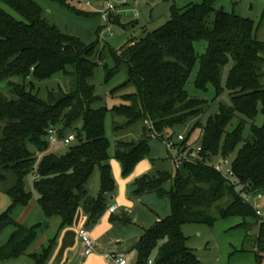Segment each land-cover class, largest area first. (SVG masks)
<instances>
[{
  "label": "trees",
  "instance_id": "16d2710c",
  "mask_svg": "<svg viewBox=\"0 0 264 264\" xmlns=\"http://www.w3.org/2000/svg\"><path fill=\"white\" fill-rule=\"evenodd\" d=\"M53 1L80 13L68 0ZM0 3L22 18L16 20L0 8V81H8L15 97L7 99L0 94V183L6 173L15 177L14 185L6 191L10 207L0 216V232L8 226L14 231L0 247V261L27 255L31 264H46L51 256L55 239L39 252L32 251L37 226L26 228L11 218L14 210L27 207L31 200L28 178L40 211L45 218L59 217L61 228L72 224L80 208L87 226L100 219L107 196L115 190L104 133L105 116L110 114L124 127L137 122L143 125L136 137L115 142L114 157L125 177L150 156V130L145 121L162 139H175L185 130L177 149L192 150L195 144L200 148L194 160H184L178 168L173 167V172L158 168L150 160L154 173L134 181L133 197L154 194L169 209V214L144 231L134 246L135 264H148L150 260L153 264H196L194 254L185 246L182 227L211 226L234 217L241 220L237 227L245 230L246 237L251 227L258 228L253 240L258 250L257 264H262L264 223L259 225L252 208L243 203L246 195L264 192V123L259 127L249 125L258 114L264 116V42L256 39L251 20L215 11L209 22L214 0L183 10L172 7L169 21L152 32L134 36L120 52L108 45L102 48L114 63L113 70H106V80L121 65L127 69L125 82L112 91V97L113 92L127 87H133L134 92L113 97L123 103L111 109L92 108L101 101L88 83L97 64L105 60L97 47L99 40L86 47L80 40L60 33L42 18L40 7L32 0ZM200 41L205 51L198 56L194 44ZM92 56L98 61H90ZM230 60L234 63L226 81L230 105L220 106L203 125L201 116L207 103L186 92L190 73L197 62L195 89L206 91L211 85L218 97L223 91L221 68ZM56 74L70 80L68 90L58 88L39 97L35 84ZM78 119L82 121L81 130L67 133ZM246 125L250 126V135L243 140ZM49 128H56L60 137L74 134L75 140L65 154L50 151L46 138ZM114 129L118 130V125ZM196 131L198 136L190 143L189 137ZM239 144L229 182L214 170L211 159L217 155L226 159ZM95 170L100 185L99 194L92 197L86 185Z\"/></svg>",
  "mask_w": 264,
  "mask_h": 264
},
{
  "label": "rangeland",
  "instance_id": "374dc122",
  "mask_svg": "<svg viewBox=\"0 0 264 264\" xmlns=\"http://www.w3.org/2000/svg\"><path fill=\"white\" fill-rule=\"evenodd\" d=\"M32 1L40 7L42 18L49 25L55 27L64 35L80 40V42L86 47L96 43L98 40V30L108 25V23L101 18L98 11L100 6L103 5L102 0H68L70 6H73L76 10L80 11L79 14L67 10L53 0ZM87 1L90 2L89 6L86 5ZM203 1L204 0H128L124 8L125 12L123 13L126 17L122 21L120 19L116 20V22L120 24L114 23L112 25L111 31L113 37L108 39L105 43H98V50L108 45L115 52H120L125 47L126 43L134 36L139 35L142 31L152 32L169 21L172 7L183 10L190 5H199ZM0 8L16 20H22V18L8 6L0 3ZM212 8L214 11L209 17V22H212L215 11H223L228 14H234L243 19L251 20L256 29V39L264 42V0H214ZM118 17L119 16L117 15V18ZM122 26H124V28H122ZM194 50L198 56H201L205 51V44L202 41L196 42L194 44ZM101 51L105 60L97 64L92 77L88 80V83L94 87L95 94L101 98V101L95 103L92 108L107 107L108 109H111L113 106H118L123 103L121 99L113 97L133 93L134 88L127 87L116 93L113 92L114 95L112 97V91L116 90L125 82L127 69L125 65H121L118 70L106 80V70H113L114 63L105 57L103 49ZM90 61L93 62L98 60L92 56ZM233 65L234 63L230 60L221 68L220 85L223 91L218 97H216L215 90L211 85L207 86L206 91L195 89L193 82L198 70V63H195L186 83L185 90L191 97L204 100L207 103L205 112L201 116V124L204 125L209 118H213L217 114L220 106L230 105V97L226 90V81L227 75ZM13 80L18 81V79L15 78ZM69 87L70 80L62 74H56L49 80L35 84L36 91L41 98L46 96L47 91H56L58 88L68 90ZM0 94L7 99L15 98L10 92L8 81H0ZM251 123L258 127L261 126L264 123V116L258 114L254 119V122H250L249 125ZM231 124L234 126L235 121ZM115 125H118V130L114 129ZM249 125H246L244 128L242 134L243 140L249 138ZM81 127L82 121L81 119H78L66 129V132L75 133L77 130H81ZM142 128L143 125L139 122L124 127L123 122L120 123L119 119L112 117L110 114L105 116L104 133L109 142L108 163L111 168V175L115 183L116 193L118 191L122 192L121 188L124 192L122 182L130 177V175L136 178L144 174L152 175L154 173V167L150 160L155 161L159 158L163 159L166 154L167 149L163 144V139L155 134V138L151 139L149 142V147L151 149L150 156L141 160L134 167L132 173L128 177L123 176L121 164L114 157L115 142L122 138L136 137L141 133ZM186 133L187 132L184 130L180 135L185 137ZM197 136L198 132L196 131L191 137H189L190 143L195 141ZM196 146V144L193 145L192 149H196ZM240 147L241 144H239L226 158L227 164L221 168L222 172H225L228 168L231 169ZM67 150L68 146H54L50 151L56 155H63ZM172 151L175 153V150ZM222 159L221 155L213 157L211 159L212 166L218 167L221 164ZM158 168L160 167L158 166ZM167 170H169V168ZM26 182L27 188L32 193L31 200L27 207L14 210L11 218L26 228L37 226V239L30 249L39 252L41 248L47 246L51 239L57 241L60 233L68 228V226L61 228V221H59L58 218L44 217L38 207L37 194L31 187L30 178H28ZM14 183L15 177L12 173H6L5 180L0 183V216L7 212L10 207L11 200L6 194V191L11 188ZM99 185V173L95 170L86 185L88 194L92 197H96L99 194ZM150 200L155 208L159 207L164 210V200H161L156 196H152ZM260 208L264 213V203L261 204ZM240 222L241 220L239 218L234 217L218 220L211 226L184 225L181 231L186 239L185 246L194 254L197 261L196 264H257L256 253L258 250H256L254 246L253 238H257L258 228L254 226L251 227L247 232L248 237H246L245 230L237 227ZM44 223L48 225L47 228H43ZM13 231L14 228L8 226L0 232V247H3L8 242ZM136 259V255H131L128 264H135ZM262 259V264H264V253L262 254ZM0 264H31V261L27 255H22L18 258L0 261Z\"/></svg>",
  "mask_w": 264,
  "mask_h": 264
},
{
  "label": "crops",
  "instance_id": "0c3cea01",
  "mask_svg": "<svg viewBox=\"0 0 264 264\" xmlns=\"http://www.w3.org/2000/svg\"><path fill=\"white\" fill-rule=\"evenodd\" d=\"M101 8L102 6L99 9ZM122 14L118 17L121 21L126 17ZM174 154L173 151L167 150L164 158L155 160V164L160 169L169 168L167 171L173 172L172 156ZM142 176L136 178L130 175L122 182L124 192L121 188L122 192L116 193L114 190L107 196L106 210L95 224L87 226V217L81 208L78 209L71 227L64 229L57 241L55 240L51 256L46 264H113L109 259L112 256H122L128 264L129 257L136 255L134 246L144 231L169 214L166 202L164 210L155 208L150 200L152 196H156L154 194H147L140 198L133 197L131 187L134 181ZM111 207H116L114 213L109 212ZM56 218L60 221L59 217ZM83 227L88 229L94 243V251L88 256L82 254L78 240V231Z\"/></svg>",
  "mask_w": 264,
  "mask_h": 264
},
{
  "label": "built area",
  "instance_id": "2783aa9c",
  "mask_svg": "<svg viewBox=\"0 0 264 264\" xmlns=\"http://www.w3.org/2000/svg\"><path fill=\"white\" fill-rule=\"evenodd\" d=\"M127 1L128 0H102L103 3L102 8L99 9L98 11L99 14L101 15V18L104 21H106L108 25L102 27L98 34V40L100 43H105L107 42L108 39L113 37L111 27L115 23L117 15L119 16V14L125 12L124 8L127 4ZM86 5L89 6L90 2L87 1ZM144 124L150 130V138L154 139L155 133L152 130V126L149 124L148 121H145ZM46 138L50 147L68 146L75 140L74 134H67L63 137H60L58 135V130L56 128H49L47 131ZM183 140H184L183 135H178L175 139H167L165 137L163 138V144L165 145L166 149L168 151L175 150V154L172 156V165L174 168H178L184 160H189V159L194 160L197 155V152L200 151V148L198 147L192 150H190V148H186L184 150L183 148L177 149L176 145L182 143ZM226 164H227L226 159H222L221 164L218 167H213V168L216 172L220 173L225 180L230 182L231 179L233 178V173L231 169L228 168L225 170V172H222L221 169ZM243 203L252 208L256 217L258 218V224L259 225L263 224L264 213L262 212L260 206L262 203H264V192L256 191L250 193L249 195H246L243 198ZM115 210L116 207H111L109 209V212L114 213ZM78 240L82 248V254L84 256H88L94 251V243L91 240L88 229L83 227L78 231ZM109 259L113 264H126V260L122 256H112ZM148 264H153V262L150 260L148 261Z\"/></svg>",
  "mask_w": 264,
  "mask_h": 264
},
{
  "label": "water",
  "instance_id": "95a60500",
  "mask_svg": "<svg viewBox=\"0 0 264 264\" xmlns=\"http://www.w3.org/2000/svg\"><path fill=\"white\" fill-rule=\"evenodd\" d=\"M47 226H48V225H47L46 223H44L43 228H47Z\"/></svg>",
  "mask_w": 264,
  "mask_h": 264
}]
</instances>
